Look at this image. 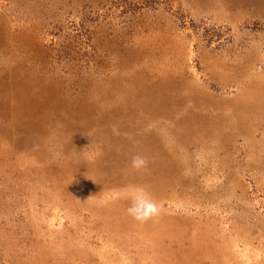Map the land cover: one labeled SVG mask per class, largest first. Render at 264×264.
<instances>
[{"label":"rangeland","instance_id":"rangeland-1","mask_svg":"<svg viewBox=\"0 0 264 264\" xmlns=\"http://www.w3.org/2000/svg\"><path fill=\"white\" fill-rule=\"evenodd\" d=\"M0 264H264V0H0Z\"/></svg>","mask_w":264,"mask_h":264},{"label":"clouds","instance_id":"clouds-1","mask_svg":"<svg viewBox=\"0 0 264 264\" xmlns=\"http://www.w3.org/2000/svg\"><path fill=\"white\" fill-rule=\"evenodd\" d=\"M148 165V158L138 154L132 157L130 167L137 172H141L148 171ZM126 196L130 199V205L126 209L127 214L135 221L143 224L158 218L161 214L159 203L150 195L145 186L130 187L126 191Z\"/></svg>","mask_w":264,"mask_h":264}]
</instances>
